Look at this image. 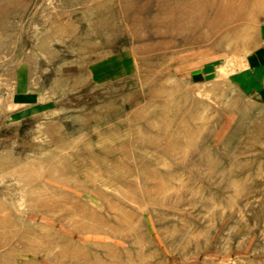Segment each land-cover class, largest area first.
Returning <instances> with one entry per match:
<instances>
[{
	"label": "rangeland",
	"instance_id": "374dc122",
	"mask_svg": "<svg viewBox=\"0 0 264 264\" xmlns=\"http://www.w3.org/2000/svg\"><path fill=\"white\" fill-rule=\"evenodd\" d=\"M0 264H264V0H0Z\"/></svg>",
	"mask_w": 264,
	"mask_h": 264
},
{
	"label": "bare ground",
	"instance_id": "6f19581e",
	"mask_svg": "<svg viewBox=\"0 0 264 264\" xmlns=\"http://www.w3.org/2000/svg\"><path fill=\"white\" fill-rule=\"evenodd\" d=\"M211 54V53H210ZM201 65V64H200ZM211 66V65H210ZM195 68V67H194ZM203 70V69H202ZM210 71V70H209ZM206 72V71H205ZM184 73V72H183ZM199 75V74H198ZM198 75H197V77H198ZM194 79V78H193ZM233 80V79H232ZM234 81V80H233Z\"/></svg>",
	"mask_w": 264,
	"mask_h": 264
}]
</instances>
